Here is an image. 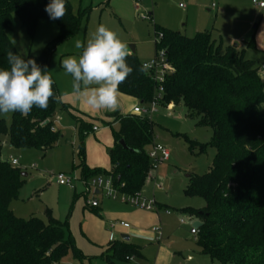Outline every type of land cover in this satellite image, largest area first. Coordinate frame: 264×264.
<instances>
[{
	"label": "trees",
	"instance_id": "1",
	"mask_svg": "<svg viewBox=\"0 0 264 264\" xmlns=\"http://www.w3.org/2000/svg\"><path fill=\"white\" fill-rule=\"evenodd\" d=\"M50 0H0V68L9 67L7 52H20L8 32L17 23L33 38L39 20L50 19L45 11ZM66 15L56 19L58 36L50 41L39 55L28 54L42 68L49 70L55 48L73 37L81 26V11L75 12L66 0ZM52 20V19H50ZM156 52L163 50L170 70L165 74L161 104H183L188 116L197 125L210 127L211 140L201 143L187 139L191 149L205 152L208 146L216 149L210 170L204 174L192 171L185 189L188 196H199L205 205L187 207L184 212L200 218L204 225L196 239L200 253L223 264H264V79L261 63L245 57V50L224 46L213 36V30H203L187 36L154 23ZM254 45V38L248 42ZM127 63L133 72L119 86V92L149 103L157 95L159 84L149 72L138 69L143 62L135 53ZM50 71V70H49ZM51 74V73H50ZM54 80V79H53ZM55 82V80H54ZM54 91L59 93L56 82ZM61 106L72 113L71 105L50 100L46 110L33 107L27 115L12 113L10 124L0 116V135L16 148H37L46 154L63 138L56 128L57 111ZM54 114H56L54 116ZM73 114V113H72ZM119 123L114 132L110 152L112 168H90L82 165V178L88 181L96 175L112 177L115 188L125 195L140 194L152 178L153 160L147 147L154 143V122L139 114L110 113ZM80 135L90 122L76 116ZM49 120V124L43 123ZM125 141V146L120 143ZM83 156V154H82ZM26 181L18 166L3 158L0 140V264H54L70 250L82 257L72 237L65 235V223L50 210L47 219L37 216L18 217L11 208ZM93 207V206H92ZM108 260L128 261L141 257L140 248L126 240H112L104 254Z\"/></svg>",
	"mask_w": 264,
	"mask_h": 264
},
{
	"label": "rangeland",
	"instance_id": "2",
	"mask_svg": "<svg viewBox=\"0 0 264 264\" xmlns=\"http://www.w3.org/2000/svg\"><path fill=\"white\" fill-rule=\"evenodd\" d=\"M213 1L137 0L138 7L133 17L123 19L105 5L95 8L85 0L81 5L79 0H74L75 12L84 14L79 31L59 44L50 57L49 70L59 93L73 92L72 77L64 73L61 61L69 56H78L81 50L76 49V41L86 42L101 24L116 32L128 46V51L134 45L143 63L156 58L161 61V53L157 57L155 48L154 23L190 37L197 30H213V36L218 41L222 40L224 46H235L236 43L240 51L245 50L246 58L264 62V7L255 5L253 0H216L218 7L211 10ZM258 2L264 3V0ZM58 34L57 22L50 19L39 20L33 38L18 23L13 31L8 32L23 56L41 54ZM252 38L254 45L249 46L246 42ZM138 105L146 107L148 103ZM125 107L122 104L116 110L125 111ZM90 111L96 112L88 113ZM112 111L115 110L90 108L87 114L91 117H84L81 112L72 114L59 106L55 125L62 131L63 138L46 154L37 148L11 147L8 136L0 135L3 158L8 160L9 155H13L18 159L21 171L28 174L18 198L11 204L15 214L24 219L37 216L46 220V211L50 210L55 218L65 223V235L73 238L83 256L78 257L70 250L58 264H223L200 253L190 230L193 221L201 219L184 212V208L205 205L203 198L188 196L185 189L189 184V174L192 171L206 173L216 154L212 146L201 153L199 149H191L187 139L207 143L211 140L212 129L197 125L196 119L188 116L182 103L172 106V109L160 104L158 111L151 115L155 124L154 142L170 152L169 159L156 166L154 178L140 193L141 198L156 202L158 209L151 211L134 204L129 196L122 193L108 196L105 190L88 186L82 178L83 164L106 170L112 167L109 152L119 125H106L101 120ZM75 115L83 117L92 126L96 125L99 131L90 128L81 136ZM2 117L10 124L12 113ZM152 149V145L147 147L149 153ZM60 173L72 179L73 187L57 183L56 176ZM95 177L106 178L105 175ZM93 202H97V208L92 207ZM141 210L150 214H141L140 220L132 217L133 211ZM122 222L128 223L129 228L123 230ZM158 226L164 234L163 246L170 251H164L162 257L161 246L152 234V227ZM114 234L117 238L122 234L129 235L130 242L140 248L144 257L135 256L132 261L108 260L104 254Z\"/></svg>",
	"mask_w": 264,
	"mask_h": 264
},
{
	"label": "clouds",
	"instance_id": "3",
	"mask_svg": "<svg viewBox=\"0 0 264 264\" xmlns=\"http://www.w3.org/2000/svg\"><path fill=\"white\" fill-rule=\"evenodd\" d=\"M45 11L50 19L66 15V0H50ZM78 56L61 61L66 75L72 77V91L94 110H116L119 107V86L133 72L126 58L128 46L118 34L105 25H98L86 42L77 40ZM9 67L0 68V116L19 112L27 116L37 107L46 110L50 100L63 102L65 93L54 91V80L47 69L33 58L7 52ZM151 63H143L138 71L147 75Z\"/></svg>",
	"mask_w": 264,
	"mask_h": 264
},
{
	"label": "built area",
	"instance_id": "4",
	"mask_svg": "<svg viewBox=\"0 0 264 264\" xmlns=\"http://www.w3.org/2000/svg\"><path fill=\"white\" fill-rule=\"evenodd\" d=\"M253 3L255 5H259L260 7H264V3L263 2H258V0H253ZM180 6H182V5H180ZM211 7L213 9H216L217 8V2L213 1ZM156 40H158L157 37H155V41ZM159 54L161 55V61H158L157 58L152 60L150 62L152 67L149 70V72L153 75L155 81L159 84L157 95L154 97V99L152 101H150L148 103V106H146V107H144V106L135 107L134 110H133L134 114L148 116L150 118L152 114H154V113H156L158 111V106L161 104V99L163 97V92H164L163 82H164L165 74L170 70V64L167 62L166 56H165V53H164L163 50H160L157 53V57L159 56ZM159 68H160V71H157ZM260 75L264 79V63H262L261 66H260ZM93 129L96 130L97 127H94ZM152 146H153V149L149 153V156L153 160L154 170H156V166L160 162L169 159L170 152H169V150L167 148H165L164 146H162V145H160L158 143L154 142L152 144ZM8 160L10 161V163L13 166H18L19 165L18 159H16L13 155H9V159ZM154 170H153V172H154ZM56 181L60 185H68V186L73 187L72 179L67 177L63 173H60V174H58L56 176ZM86 184L88 186H94L97 190H100V189L105 190L106 191V195L111 196V197H115L117 194H119V191L114 186V182H113L112 177H107V176H106V178L92 177L91 179L86 181ZM123 195H125V194H123ZM125 196H129L131 202H133L134 204H136V205H138V206H140V207H142V208H144L146 210L153 211V210H157L158 209V206H157L156 202L151 201V200H145V199L141 198L140 194L125 195ZM97 205H98L97 202H93L92 203V206H94V207H96ZM168 213H169V211H168ZM181 222H184L183 218H181ZM121 225L123 227H125V228H129V224L128 223H123L122 222ZM155 230H156V232L158 234L157 240L161 241L163 239L161 227L158 226V227L155 228ZM190 231L195 236V238L197 239L198 228L192 226ZM133 258H134L133 256L127 257L128 261H132Z\"/></svg>",
	"mask_w": 264,
	"mask_h": 264
},
{
	"label": "crops",
	"instance_id": "5",
	"mask_svg": "<svg viewBox=\"0 0 264 264\" xmlns=\"http://www.w3.org/2000/svg\"><path fill=\"white\" fill-rule=\"evenodd\" d=\"M71 1V3L74 1V0H70ZM80 2V5L82 4V2H83V0H79ZM87 3H90V6H94L95 8H98V7H101L102 5H105V6H107V8H109V9H111L112 11H114L115 13H117V15H119V17H121V18H123V19H131L132 17H133V14H134V10L135 9H137V7H138V5H137V0H85ZM216 1V0H215ZM72 5H73V3H72ZM217 7H218V3H217ZM211 10H213V8L211 9ZM211 10H209V11H211ZM151 15V13H149V16ZM161 25V24H160ZM162 26H164V27H167V26H165V25H162ZM167 28H170V27H167ZM170 29H172V28H170ZM200 30H197V32H199ZM196 32V33H197ZM246 43H248V42H246ZM235 45L236 46H234V47H237L238 48V50H240L239 49V45L238 44H236L235 43ZM129 53L130 54H132V53H135L136 54V52H135V47H134V45H132L131 46V50L129 51ZM137 55V54H136ZM138 56V55H137ZM139 58V57H138ZM262 63H264V62H262ZM261 63V64H262ZM64 100L66 101V102H64V103H67V104H69V105H71V107L73 108V112H81L82 113V115L85 117H91V116H89V114H87V112L89 111V107L83 102V100H82V98H80V97H78L75 93H73V92H70V93H65V96H64ZM118 100H119V105H125L126 107H125V111H120V110H115V111H112L111 113H114V112H119L120 114H123V115H125V114H134L133 113V110H134V108L135 107H138L139 105V103L140 104H143L142 102H140L139 101V99H137V98H135V97H133V96H130V95H127V94H124V93H121V92H119V97H118ZM172 106H174V104H170L168 107L170 108V109H172ZM78 108H80V109H78ZM98 111V110H97ZM95 112L96 111H94V112H92V111H90V112H88V113H93V114H95ZM108 114H110V113H106L103 117L104 118H101V120H102V122L104 123V121H108V122H111V121H113V118L112 117H109V116H107ZM58 115V114H57ZM57 118V117H56ZM82 119H84L83 117H82ZM56 121V120H55ZM105 124V123H104ZM112 124H118L119 125V123L118 122H114V123H112ZM94 127H97L96 125H94L93 126V128ZM56 128H58L57 126H56ZM93 131H99V127H97V129L96 130H94L93 129ZM113 145H114V137H113ZM110 152H111V150H110ZM109 152V153H110ZM90 168H93V167H90ZM112 168V167H111ZM28 176V174L25 176V178ZM154 178V172L152 173V178L151 179H153ZM149 181V180H148ZM147 181V182H148ZM147 184V183H146ZM97 208V207H96ZM142 211V210H141ZM133 211L134 212V214L132 215V217H134V218H138L139 220H140V218H142L141 217V214H150V213H147V211L145 212V211ZM154 215H151V217H153ZM181 219V218H180ZM194 222V221H193ZM121 225V224H120ZM122 226V225H121ZM192 226H193V223H192ZM192 226H191V228H192ZM155 228L156 227H152V234H153V238H157V236H158V234H157V232H156V230H155ZM122 229L123 230H126V229H128V228H125V227H123L122 226ZM190 234H191V236H194L192 233H191V231H190ZM123 235V234H122ZM122 235H121V237L119 238H117V235L116 234H114V239L113 240H123L122 239ZM162 235H163V239L161 240V241H158V240H156L157 241V243L161 246V257H162V255H163V253H164V251L165 252H167L168 253V249L166 248V247H164L163 246V243H164V234L162 233ZM130 237V236H129ZM130 241V240H129ZM196 246H197V243H196ZM198 247V246H197ZM140 252H141V250H140ZM170 252V251H169ZM144 256H143V254H142V252H141V258H143ZM54 264H58V262L57 263H54Z\"/></svg>",
	"mask_w": 264,
	"mask_h": 264
},
{
	"label": "water",
	"instance_id": "6",
	"mask_svg": "<svg viewBox=\"0 0 264 264\" xmlns=\"http://www.w3.org/2000/svg\"><path fill=\"white\" fill-rule=\"evenodd\" d=\"M236 46V45H235ZM56 114H54V116H55ZM49 120H46L44 123H43V125H47V124H49ZM120 143L122 144V145H126L125 144V141L124 140H121L120 141ZM27 175V173H25V172H22V176H26ZM204 225V222L202 221V220H197V221H194L193 222V226L194 227H196V228H200V227H202ZM122 239L123 240H126V241H129L130 240V237H129V235H126V234H123L122 235Z\"/></svg>",
	"mask_w": 264,
	"mask_h": 264
}]
</instances>
